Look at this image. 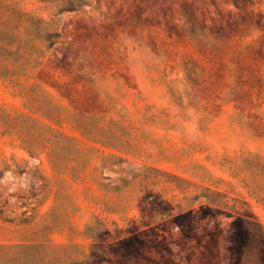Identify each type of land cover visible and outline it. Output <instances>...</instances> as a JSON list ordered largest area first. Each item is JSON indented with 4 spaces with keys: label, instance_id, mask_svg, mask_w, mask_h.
Returning a JSON list of instances; mask_svg holds the SVG:
<instances>
[{
    "label": "rangeland",
    "instance_id": "obj_1",
    "mask_svg": "<svg viewBox=\"0 0 264 264\" xmlns=\"http://www.w3.org/2000/svg\"><path fill=\"white\" fill-rule=\"evenodd\" d=\"M16 1L62 37L0 54V202L34 216L0 264H264V0Z\"/></svg>",
    "mask_w": 264,
    "mask_h": 264
},
{
    "label": "trees",
    "instance_id": "obj_2",
    "mask_svg": "<svg viewBox=\"0 0 264 264\" xmlns=\"http://www.w3.org/2000/svg\"><path fill=\"white\" fill-rule=\"evenodd\" d=\"M43 3L48 4L51 8H54V15L61 14L63 12L79 11L90 6L91 0H40ZM26 23V36L23 38L20 34V28ZM45 23L43 18H37L33 13L25 11L20 7V2L16 0H0V54H7L16 56L17 58L23 57L28 54L31 57L34 53H37L40 57H44L46 52L41 46L35 43V40L42 42L46 45V48H52L54 45L61 42L62 35L57 31H45L42 33L41 25ZM9 169V166L0 171V176L3 177L5 171ZM16 171V170H14ZM22 173V171H20ZM44 179L43 176H41ZM46 184H42L40 189H45ZM21 199L24 196H20ZM32 197L37 198L38 193L32 191ZM32 202L22 203V206L27 207L25 211L19 215L7 214L5 206L8 201L0 202V219L5 222L20 224H29L33 219V215H28V207ZM32 211L35 208H31Z\"/></svg>",
    "mask_w": 264,
    "mask_h": 264
}]
</instances>
